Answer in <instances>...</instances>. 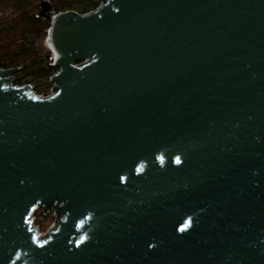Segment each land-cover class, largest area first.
<instances>
[{
    "label": "water",
    "instance_id": "1",
    "mask_svg": "<svg viewBox=\"0 0 264 264\" xmlns=\"http://www.w3.org/2000/svg\"><path fill=\"white\" fill-rule=\"evenodd\" d=\"M103 1L39 3L55 94L0 68V264H264V0Z\"/></svg>",
    "mask_w": 264,
    "mask_h": 264
},
{
    "label": "trees",
    "instance_id": "2",
    "mask_svg": "<svg viewBox=\"0 0 264 264\" xmlns=\"http://www.w3.org/2000/svg\"><path fill=\"white\" fill-rule=\"evenodd\" d=\"M43 0H0V68H17L14 83H30L37 92H44L47 78L57 70L26 41L38 29L45 30L49 20L37 17L38 5ZM51 4L49 15L72 10L84 14L92 10L98 0H47Z\"/></svg>",
    "mask_w": 264,
    "mask_h": 264
},
{
    "label": "built area",
    "instance_id": "3",
    "mask_svg": "<svg viewBox=\"0 0 264 264\" xmlns=\"http://www.w3.org/2000/svg\"><path fill=\"white\" fill-rule=\"evenodd\" d=\"M103 4H104L103 0H98L96 6L92 10H90L89 12L84 13V14H88V13H91L95 10L100 9L103 6ZM49 54L51 56L53 55L51 51H49ZM53 63H54V58H51V65L52 66H53ZM80 63L78 62V63H76V65H80ZM56 72H57V70L51 75L50 80L48 81V85L46 87V90L44 92L35 91L32 84H30V83L16 84V83H14V80H13V84L15 86H21L24 84H29L31 86L32 94L35 97H37L38 99L47 98V97L55 94V92H56L55 90L53 91V87L55 86V84L52 80V76L54 74H56ZM60 206H61V204H58V207H60ZM56 211H57V207L47 208L44 211L43 205L38 204L28 214V220L31 219L30 228L34 229L36 227L35 228V235H36L37 240H40L43 236H45V234L47 232H49L51 230L53 231L56 228V226H57V220H56L57 213H56ZM61 219H63V216H61Z\"/></svg>",
    "mask_w": 264,
    "mask_h": 264
},
{
    "label": "rangeland",
    "instance_id": "4",
    "mask_svg": "<svg viewBox=\"0 0 264 264\" xmlns=\"http://www.w3.org/2000/svg\"><path fill=\"white\" fill-rule=\"evenodd\" d=\"M53 73H54V72H53ZM53 73H52V74H53ZM52 74H51V75H52ZM51 75H49V76H48V78H47V81H49V80H50V77H51ZM44 227H45V226H44Z\"/></svg>",
    "mask_w": 264,
    "mask_h": 264
},
{
    "label": "bare ground",
    "instance_id": "5",
    "mask_svg": "<svg viewBox=\"0 0 264 264\" xmlns=\"http://www.w3.org/2000/svg\"><path fill=\"white\" fill-rule=\"evenodd\" d=\"M47 47L50 49V44L49 43H46Z\"/></svg>",
    "mask_w": 264,
    "mask_h": 264
},
{
    "label": "snow or ice",
    "instance_id": "6",
    "mask_svg": "<svg viewBox=\"0 0 264 264\" xmlns=\"http://www.w3.org/2000/svg\"><path fill=\"white\" fill-rule=\"evenodd\" d=\"M177 162H179V158H177Z\"/></svg>",
    "mask_w": 264,
    "mask_h": 264
}]
</instances>
